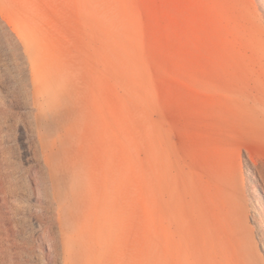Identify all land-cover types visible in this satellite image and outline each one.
I'll use <instances>...</instances> for the list:
<instances>
[{"label": "rangeland", "instance_id": "1", "mask_svg": "<svg viewBox=\"0 0 264 264\" xmlns=\"http://www.w3.org/2000/svg\"><path fill=\"white\" fill-rule=\"evenodd\" d=\"M0 10V264H264V0Z\"/></svg>", "mask_w": 264, "mask_h": 264}, {"label": "bare ground", "instance_id": "2", "mask_svg": "<svg viewBox=\"0 0 264 264\" xmlns=\"http://www.w3.org/2000/svg\"><path fill=\"white\" fill-rule=\"evenodd\" d=\"M0 12H1V10H0ZM23 47H25L26 48V51H27V54H28V49H27V47H26V45L23 43ZM48 79H49V77H47ZM48 79H45L46 81H44L43 83H42V85L40 86V91H41V88H42V86L45 84V83H47V81H48ZM33 82H34V80H33ZM51 83V82H50ZM53 83L55 84V85H53L52 83V85H53V89L52 90H50L49 91V93L51 94V95H53L54 97H58V96H60V94H61V92H62V90L64 89V87L66 86V83H67V81H66V79H65V77L64 76H60V79H58V81H56V80H53ZM39 91V90H38ZM42 92V91H41ZM263 95V94H262ZM44 105H46V106H50L51 105V103H49V102H46ZM262 108H264V107H262ZM261 108V109H262ZM257 110H258V107H257ZM263 110V109H262ZM261 112V111H260ZM262 112H264V110L262 111ZM262 114V113H261ZM256 134V133H255ZM58 139V138H57ZM53 157L57 160V161H61V159L63 158V152H62V149L60 148V149H58L57 151H55V153H53ZM71 206H73V208H74V218H76L77 220H80V218H81V215H82V209H83V200H82V195H81V193L80 192H74L73 193V195H72V201H71ZM63 212H64V215L65 216H69V214H68V209H67V207L65 206V207H63ZM250 256V255H249Z\"/></svg>", "mask_w": 264, "mask_h": 264}]
</instances>
